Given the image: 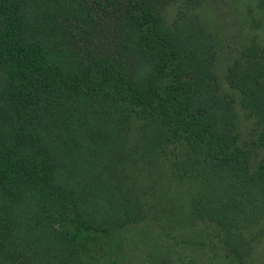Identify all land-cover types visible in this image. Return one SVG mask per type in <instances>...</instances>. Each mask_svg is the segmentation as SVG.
<instances>
[{
    "label": "trees",
    "instance_id": "1",
    "mask_svg": "<svg viewBox=\"0 0 264 264\" xmlns=\"http://www.w3.org/2000/svg\"><path fill=\"white\" fill-rule=\"evenodd\" d=\"M202 5L0 0V264H107L159 185L196 181L193 218L245 264L241 227L264 219V50L222 81Z\"/></svg>",
    "mask_w": 264,
    "mask_h": 264
},
{
    "label": "rangeland",
    "instance_id": "2",
    "mask_svg": "<svg viewBox=\"0 0 264 264\" xmlns=\"http://www.w3.org/2000/svg\"><path fill=\"white\" fill-rule=\"evenodd\" d=\"M201 13L220 53L221 79L243 50L253 45L264 50V0H203ZM242 119L248 136L254 127ZM158 191L148 200L152 212L145 224L107 248V264H240L218 226L193 218V202L204 194L200 181L175 185L170 195L161 185ZM245 225L242 236L252 248L245 264H264V219Z\"/></svg>",
    "mask_w": 264,
    "mask_h": 264
}]
</instances>
